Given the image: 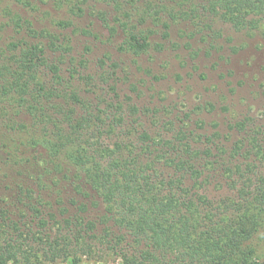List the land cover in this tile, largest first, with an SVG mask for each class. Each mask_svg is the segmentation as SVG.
Instances as JSON below:
<instances>
[{
    "label": "rangeland",
    "instance_id": "1",
    "mask_svg": "<svg viewBox=\"0 0 264 264\" xmlns=\"http://www.w3.org/2000/svg\"><path fill=\"white\" fill-rule=\"evenodd\" d=\"M203 1L191 0L182 5L175 0H120V9H116L112 3L101 0H0V52L9 49L11 42L45 45L47 63L60 68V74L54 77L51 68L42 65L39 74V79L54 93L47 113L55 118L61 117L56 109H73L74 118L78 119L99 105L109 122L118 101H123L125 121L121 123L115 118L119 125L107 127L101 134L102 141L98 140L100 144L115 148L117 143H123L133 147L137 136L146 131L158 147L162 138L184 143L189 140L202 155L211 152L210 160L225 158L232 161L233 169L243 167L248 176L264 175V158L252 153L249 144L256 133L264 143V23L253 31H236L232 24L204 9ZM197 7L203 8L201 17L180 16L181 12ZM148 10L161 19L156 25L148 19L143 26L154 29V44H162L139 56L120 46L125 38L124 29L120 27L121 34L111 36L97 16L98 12L108 13L110 18L128 13L135 21H141ZM173 14L178 17L171 18ZM17 16L34 20L37 33L30 32L27 24L26 28L17 26ZM210 20L212 28L207 26ZM61 21L66 23L61 25ZM165 21L171 23L166 39L162 37ZM159 45L163 48L158 49ZM112 63L119 64L116 70ZM114 85L119 100L111 90ZM27 117L28 114L18 113L17 124ZM17 124L5 125L8 143L0 139V211L8 209L9 223L10 219L22 221L25 234L31 229L38 235L64 237L71 233L60 221L80 215L83 224L92 221L98 226V235L110 225L117 236L124 237L117 221L104 216L103 204L94 206L90 197L82 196L67 183L51 182L47 187L35 181L40 168L37 160L45 148L41 144L34 149L22 147L16 153L9 152L11 138L28 137L26 131L15 134L21 129ZM241 124L246 125L244 130L236 126ZM62 127L65 133L69 131L66 123ZM37 137L44 141L46 137L52 139L39 129ZM221 163L216 168L208 163V177L202 184L188 181L190 187L193 185L191 193L206 195L216 203L235 197L236 191L229 185L230 170ZM51 175L61 177L56 172ZM75 201L78 202L74 204ZM81 204H87L86 208L80 209ZM122 240V251L92 240V250L81 256L80 264H134L125 260L126 252L128 258L142 260L140 248L130 237ZM41 264L71 261L61 258Z\"/></svg>",
    "mask_w": 264,
    "mask_h": 264
},
{
    "label": "trees",
    "instance_id": "2",
    "mask_svg": "<svg viewBox=\"0 0 264 264\" xmlns=\"http://www.w3.org/2000/svg\"><path fill=\"white\" fill-rule=\"evenodd\" d=\"M101 1L120 9V0ZM175 1L182 5L191 3V0ZM203 2L204 9L232 24L236 31H253L264 23V0ZM202 10L197 7L187 13L183 11L185 14L181 12L180 16L197 19L204 13ZM80 11L84 10L80 8ZM145 14L141 21H135L128 13L110 18L108 13L98 12L97 16L106 24L111 36L121 34L120 27L124 29L125 38L120 46L139 56L162 44H154V29L143 26L148 19L156 25L161 17L157 13L151 15L149 10ZM176 17L171 15V18ZM15 22L22 28L27 24L30 32L37 33L34 20L17 16ZM212 23L211 20L207 23L208 28H212ZM162 26V37L166 39L170 36L171 23L165 21ZM8 47L0 52V139L8 143L5 125L8 122L17 124L18 113L28 114L23 123L17 124L21 129L15 134L26 131V139L30 138H11L9 152L16 153L22 147L34 149L42 144L45 153L41 152L37 160L40 168L34 176L35 181L47 187L51 182L73 186L82 196L90 197L94 206L103 204L104 216L117 221L125 234L124 237L117 236L108 225L104 233L98 235V226L92 221L83 224L80 215L76 219L69 216L60 221L71 236L51 238L50 234L38 235L31 229L25 234L22 221L10 219L9 223V211L5 209L0 211V264H41L61 258L70 260L71 264H80L81 256L92 250V240H97L103 247L107 244L108 249L122 251V239L127 235L140 248L142 258L130 259L126 252L124 256L128 263L264 264V175L248 176L243 167L239 165L233 169L232 161L225 158L210 160L211 152L202 155L189 140L184 143L162 138L158 147L146 131L137 136L133 147L123 143H117L115 148L100 144L98 140L102 141L101 134L105 129L119 125L115 118L121 123L125 121L124 102L118 101L116 109L113 104H108L107 107L115 109L109 122L99 105L78 119L74 118L73 109L66 112L56 109L61 117L55 118L47 113L54 93L43 79H39V74L42 65L51 68L54 77L60 68L47 63L45 45L24 41L11 42ZM162 48L163 45L158 46V49ZM0 49L3 50L2 45ZM118 66L112 63L114 70ZM111 90L119 100L116 85ZM64 123L69 126L66 133L62 127ZM236 126L243 130L246 127L245 124ZM38 129L51 135L52 139L38 138ZM249 144L252 153L264 158V143L257 133L252 134ZM208 163L211 168L221 163L230 170L229 185L236 191L235 197L216 203L206 195L191 193L193 185L190 187L187 182L192 180L193 184H202L208 177L205 171ZM166 168L173 173L165 171ZM53 172L61 177L51 175ZM86 205L79 207L83 210ZM79 225L81 229L78 230ZM95 236L96 239H92Z\"/></svg>",
    "mask_w": 264,
    "mask_h": 264
}]
</instances>
